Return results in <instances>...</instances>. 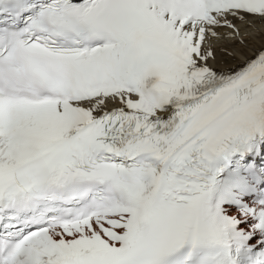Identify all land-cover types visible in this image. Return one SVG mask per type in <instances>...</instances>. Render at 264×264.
<instances>
[{
    "label": "snow or ice",
    "instance_id": "6c2138e0",
    "mask_svg": "<svg viewBox=\"0 0 264 264\" xmlns=\"http://www.w3.org/2000/svg\"><path fill=\"white\" fill-rule=\"evenodd\" d=\"M0 264H264V0H0Z\"/></svg>",
    "mask_w": 264,
    "mask_h": 264
}]
</instances>
